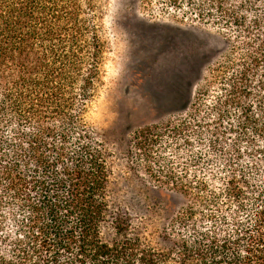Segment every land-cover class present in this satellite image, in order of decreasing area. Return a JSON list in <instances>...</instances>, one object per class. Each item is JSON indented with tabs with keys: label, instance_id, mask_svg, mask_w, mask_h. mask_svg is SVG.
Returning <instances> with one entry per match:
<instances>
[{
	"label": "trees",
	"instance_id": "1",
	"mask_svg": "<svg viewBox=\"0 0 264 264\" xmlns=\"http://www.w3.org/2000/svg\"><path fill=\"white\" fill-rule=\"evenodd\" d=\"M103 7L0 0V264H264V0H159L225 50L121 154L90 118Z\"/></svg>",
	"mask_w": 264,
	"mask_h": 264
},
{
	"label": "rangeland",
	"instance_id": "2",
	"mask_svg": "<svg viewBox=\"0 0 264 264\" xmlns=\"http://www.w3.org/2000/svg\"><path fill=\"white\" fill-rule=\"evenodd\" d=\"M158 2L103 0L108 51L90 118L116 154L134 130L184 111L197 81L225 50L216 32L157 16ZM143 191L125 186L126 205L135 206ZM154 195L175 203L165 192Z\"/></svg>",
	"mask_w": 264,
	"mask_h": 264
}]
</instances>
